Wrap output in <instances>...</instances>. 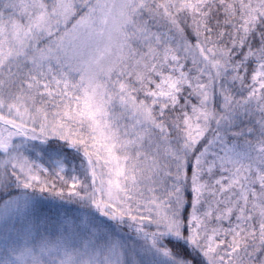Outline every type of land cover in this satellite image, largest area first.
Segmentation results:
<instances>
[{"label": "snow or ice", "instance_id": "snow-or-ice-1", "mask_svg": "<svg viewBox=\"0 0 264 264\" xmlns=\"http://www.w3.org/2000/svg\"><path fill=\"white\" fill-rule=\"evenodd\" d=\"M0 264H264V0H0Z\"/></svg>", "mask_w": 264, "mask_h": 264}]
</instances>
